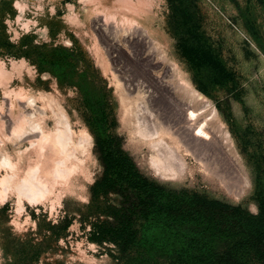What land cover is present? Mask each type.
<instances>
[{
	"label": "rangeland",
	"instance_id": "1",
	"mask_svg": "<svg viewBox=\"0 0 264 264\" xmlns=\"http://www.w3.org/2000/svg\"><path fill=\"white\" fill-rule=\"evenodd\" d=\"M220 66L229 77L218 73ZM152 77L201 93L203 99L173 92L185 107L205 109L201 116L215 108L209 126L223 139L238 175L219 160L220 151L199 164L183 146L185 172L175 179L154 172L152 152L134 133L129 103L122 102L139 92L140 105L166 107L167 95ZM3 95L23 102L32 96L29 107H41L49 128L59 105L73 137L86 131L92 143L77 153L84 168L66 184L50 183L39 203L24 201L18 208L15 195L0 196V264H196L199 250L223 248L205 221L175 217L159 199L122 254L89 240L93 216L79 217L102 170L96 135L120 137L140 172L179 200L198 194L253 214L264 200V0H0V107H8ZM67 216L69 226L58 223Z\"/></svg>",
	"mask_w": 264,
	"mask_h": 264
},
{
	"label": "bare ground",
	"instance_id": "2",
	"mask_svg": "<svg viewBox=\"0 0 264 264\" xmlns=\"http://www.w3.org/2000/svg\"><path fill=\"white\" fill-rule=\"evenodd\" d=\"M151 79L152 84L162 92V95L164 97L167 95L168 98H164L166 107H144V103L140 105L139 92L136 98H122V102L129 103L125 108L134 116V133L146 141L152 152L149 163L154 172L167 179L178 178L185 172L187 163L180 154L179 148L183 146L199 164L203 159L207 158L208 161L210 153L215 154L220 151L222 157L220 156L219 160L230 164L238 175L239 167L227 152L223 139H220L217 132L215 133L209 126V120L216 116L215 108L211 107L207 114L201 116L205 109L200 111L199 108L185 107L173 96V92L175 88H179L195 99H203L201 93L187 83L179 82L180 85L172 86L161 78ZM3 91L5 94L10 93L7 87ZM3 97L5 104L8 101L10 104L8 103V107H0V172H2L0 196L4 198L7 193L15 195L18 208H21L24 201L39 203L50 192V183L66 184L74 171L83 169L84 160L77 156V153L82 155L86 151L92 143V137L88 132L83 131L75 139L64 109L59 105L56 111L52 109V98L48 99V104L45 102L50 106L48 108L52 109L54 116V125L49 128L45 122V112L41 107H29L34 103L32 96H25L24 102V96L22 101L19 97L17 98L20 101L13 100L15 98L9 100V96L6 95ZM208 115L210 117H207ZM8 143L12 146L9 147ZM23 143L26 144L25 148H22ZM45 164L48 165V170H44ZM235 177H240V180L243 178L241 175Z\"/></svg>",
	"mask_w": 264,
	"mask_h": 264
},
{
	"label": "trees",
	"instance_id": "3",
	"mask_svg": "<svg viewBox=\"0 0 264 264\" xmlns=\"http://www.w3.org/2000/svg\"><path fill=\"white\" fill-rule=\"evenodd\" d=\"M218 71L222 77H229L222 66ZM93 149L102 170L90 187L91 199L85 214L79 217L90 219L93 216L87 231L89 240L99 245L112 244L109 248L122 254L138 233V221L149 214L155 200L159 199L163 200L161 207L175 217L183 220L201 218L210 233L224 241L220 250H199L195 256L196 264H264L263 199L258 200L255 214L240 205L198 194L179 200L140 172L117 135H96ZM63 222L67 227L72 218L64 217L58 223ZM34 247L30 244V248Z\"/></svg>",
	"mask_w": 264,
	"mask_h": 264
}]
</instances>
